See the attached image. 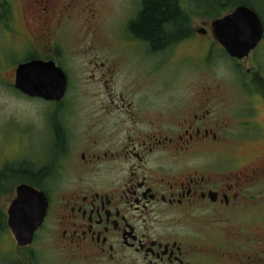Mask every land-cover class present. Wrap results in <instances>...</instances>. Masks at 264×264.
Wrapping results in <instances>:
<instances>
[{
    "label": "flooded vegetation",
    "instance_id": "1",
    "mask_svg": "<svg viewBox=\"0 0 264 264\" xmlns=\"http://www.w3.org/2000/svg\"><path fill=\"white\" fill-rule=\"evenodd\" d=\"M22 5L33 27L18 33L29 52L18 64L52 61L66 74L67 59L79 57L89 75L84 83L66 75L60 99L38 98L52 104L48 160L25 168L20 183L42 191L48 205L32 242L17 246L20 264L42 257L54 264L49 249L74 264H264V152L238 153L240 144L264 138V72L245 68L238 102L200 75L219 51L240 67L264 34L238 59L209 21L191 22L187 35H164L155 48L126 26L98 37L97 11L84 0ZM79 11V37L91 46L71 50L64 40ZM171 63L182 67L173 77ZM119 70L128 71L124 80H116Z\"/></svg>",
    "mask_w": 264,
    "mask_h": 264
},
{
    "label": "rangeland",
    "instance_id": "2",
    "mask_svg": "<svg viewBox=\"0 0 264 264\" xmlns=\"http://www.w3.org/2000/svg\"><path fill=\"white\" fill-rule=\"evenodd\" d=\"M208 1L211 3H204L203 0H181V6L189 16L194 28L202 27L201 21L210 22L218 15L222 16L228 12L221 11L212 5L211 0ZM7 2L11 3L9 5L12 11L10 14L11 26L3 20L5 12L8 11ZM84 2L89 3L97 11L98 27L94 34H97L98 37L107 32H123L121 29L125 26L127 30L128 22L137 15L141 8L140 0H84ZM240 2H246L252 6L264 25V0H236V6ZM2 3L4 4L1 6ZM206 5L211 8L209 9ZM28 12L24 10L22 0H0V172L7 175L4 185L0 183V264L21 263V249L17 247L13 235L10 237L9 232L4 228L7 209L15 197V187L20 183V180L14 179L13 175L17 173L20 167L36 170L47 162L49 155L45 153L43 144L50 139L47 114L52 104L38 98L24 96L13 86L16 65L29 54L25 47L19 44L20 39L18 37V33L30 35L32 32L31 27L33 25H31ZM217 12L219 14L216 16ZM78 14L75 16L69 31L71 34L64 40V46L71 50L80 49L78 45L87 49V46L90 45L89 38L82 37L85 39H80L79 37L82 34L80 29H82L81 22H83L82 18L84 17L80 11ZM28 23L31 25L30 28ZM194 39L198 40L199 38L194 37ZM82 59L79 57L67 59L66 62L71 63V69L66 70L70 83L87 81L89 72L85 71L82 66L84 63ZM173 64L171 63L170 66H172L167 70L171 77L176 70L182 68ZM251 64L255 65L257 70L264 72V38L251 57L240 63V67H237L235 62L222 51H219L215 54L213 68L202 69L200 75L203 81L220 83L221 98L238 102L243 100L244 93H242L241 88H244L243 84L248 80L244 70ZM127 73L128 71L119 70L116 80H124ZM258 115L259 118H263L262 111ZM260 152H264V138L251 144H240L238 149V153L242 156H251ZM5 170L8 171L5 172ZM46 251L53 252L55 250ZM46 251H42L40 255H44ZM52 252L47 253L46 256L47 259L51 258L54 264H74L60 253L53 252V254ZM5 253L8 262L4 259ZM36 253L38 256L39 252L36 251ZM45 260L46 258L42 257L36 260V263L46 264Z\"/></svg>",
    "mask_w": 264,
    "mask_h": 264
},
{
    "label": "water",
    "instance_id": "3",
    "mask_svg": "<svg viewBox=\"0 0 264 264\" xmlns=\"http://www.w3.org/2000/svg\"><path fill=\"white\" fill-rule=\"evenodd\" d=\"M210 28L227 54L238 59L247 57L264 34L259 15L245 4L212 19ZM13 85L28 97L57 100L65 92L67 77L54 62L33 59L17 65ZM47 205L42 191L26 183L17 184L15 197L7 209V224L17 246L24 247L32 242L34 232L43 222Z\"/></svg>",
    "mask_w": 264,
    "mask_h": 264
},
{
    "label": "trees",
    "instance_id": "4",
    "mask_svg": "<svg viewBox=\"0 0 264 264\" xmlns=\"http://www.w3.org/2000/svg\"><path fill=\"white\" fill-rule=\"evenodd\" d=\"M141 8L137 15L130 20L128 29L131 33L138 37L148 39L152 42L155 48H159L167 41L163 38L164 35L168 37H176L180 35H187L191 33V21L189 16L185 13L181 6V0H140ZM204 3L210 4V1L203 0ZM212 5L216 6L223 12H227L236 6V0H211ZM4 3L1 4V6ZM250 6L246 2H240ZM238 5V4H237ZM209 9V5H206ZM253 8V7H252ZM219 14H215L216 16ZM1 16V14H0ZM219 17V15H218ZM26 169L20 167L13 176L17 181H25L28 177L24 173ZM8 170H5V172ZM0 172V183L4 185L7 175ZM15 176H17L15 178Z\"/></svg>",
    "mask_w": 264,
    "mask_h": 264
}]
</instances>
